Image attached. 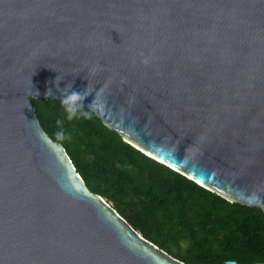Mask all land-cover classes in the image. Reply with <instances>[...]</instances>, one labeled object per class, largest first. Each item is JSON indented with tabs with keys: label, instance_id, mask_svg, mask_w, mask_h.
Returning <instances> with one entry per match:
<instances>
[{
	"label": "water",
	"instance_id": "water-1",
	"mask_svg": "<svg viewBox=\"0 0 264 264\" xmlns=\"http://www.w3.org/2000/svg\"><path fill=\"white\" fill-rule=\"evenodd\" d=\"M67 85L137 149L264 211V0H0V264H186L43 128L33 98Z\"/></svg>",
	"mask_w": 264,
	"mask_h": 264
},
{
	"label": "trees",
	"instance_id": "trees-1",
	"mask_svg": "<svg viewBox=\"0 0 264 264\" xmlns=\"http://www.w3.org/2000/svg\"><path fill=\"white\" fill-rule=\"evenodd\" d=\"M33 104L89 189L111 201L145 238L186 264L264 261L260 207L231 202L148 156L89 108L83 109L89 118L68 120L60 100L33 98ZM61 129L65 135L58 139Z\"/></svg>",
	"mask_w": 264,
	"mask_h": 264
},
{
	"label": "clouds",
	"instance_id": "clouds-1",
	"mask_svg": "<svg viewBox=\"0 0 264 264\" xmlns=\"http://www.w3.org/2000/svg\"><path fill=\"white\" fill-rule=\"evenodd\" d=\"M58 82V80H57ZM51 90H49V93ZM88 91L86 90L83 93L71 90V86L67 85L65 89L63 90V96L62 99L60 100L61 106L64 110V113L66 115V118L68 120H72L73 118L76 117H83V118H89L90 113L87 111H83L85 108L83 106V100L85 97L88 95ZM60 121H57V124H59ZM56 137L58 139L64 138V132L63 130H58L55 133ZM246 203L248 204H255V203H261L259 197L257 195H252L246 198ZM227 264H236L234 260H229Z\"/></svg>",
	"mask_w": 264,
	"mask_h": 264
},
{
	"label": "rangeland",
	"instance_id": "rangeland-1",
	"mask_svg": "<svg viewBox=\"0 0 264 264\" xmlns=\"http://www.w3.org/2000/svg\"><path fill=\"white\" fill-rule=\"evenodd\" d=\"M109 203H110V205H112V202H111V201H110ZM112 206H113V205H112Z\"/></svg>",
	"mask_w": 264,
	"mask_h": 264
}]
</instances>
